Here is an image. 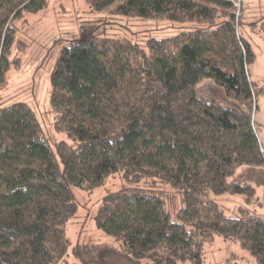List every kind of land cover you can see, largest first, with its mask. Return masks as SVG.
<instances>
[{
    "label": "trees",
    "instance_id": "trees-1",
    "mask_svg": "<svg viewBox=\"0 0 264 264\" xmlns=\"http://www.w3.org/2000/svg\"><path fill=\"white\" fill-rule=\"evenodd\" d=\"M86 1L195 25L145 43L90 36L64 44L51 103L71 143L53 146L26 102L0 103V264L63 262L67 226L80 211L75 188L93 191L115 173L123 185L106 192L95 214L114 243L78 241L75 264H204V247L216 235L264 264V216L242 208L227 216L210 197L252 200L254 186L229 177L243 165L264 166L254 119L264 85L250 78L256 54L239 30L244 0L239 15L237 0ZM47 4L0 0V90L20 64L11 59L15 22ZM259 31L264 36V21ZM205 78L238 107L198 94Z\"/></svg>",
    "mask_w": 264,
    "mask_h": 264
},
{
    "label": "rangeland",
    "instance_id": "rangeland-1",
    "mask_svg": "<svg viewBox=\"0 0 264 264\" xmlns=\"http://www.w3.org/2000/svg\"><path fill=\"white\" fill-rule=\"evenodd\" d=\"M47 6L38 12H25L22 19L15 22L18 28L17 43L11 59L18 57L19 66L12 65L7 73V82L0 90L1 105L26 102L37 116L43 134L51 144L71 139L56 126L58 110L51 103V74L62 46L72 40L90 36L129 38L140 43L152 37L167 38L189 29L192 22H177L169 18H143L119 14L115 7L92 8L86 0H47ZM240 14L241 0L236 2ZM264 21V0H244L240 33L250 43L256 54L250 64L252 81L264 85V36L259 31ZM257 23V27L253 23ZM258 28V29H256ZM198 94L208 100H217L228 107L237 108V101L228 96L224 87L211 78L202 80L196 88ZM254 119L264 152V94L258 96ZM243 180L254 186L255 195L247 201L245 194H214L215 200L227 216L239 215L242 208L246 212L264 216V166L243 165L229 181ZM123 185L120 173H115L93 191L75 188L80 211L67 226V237L71 241L65 260L59 264H75L78 260L71 249L78 242L114 243V237L96 224L95 214L101 198L108 190H116ZM204 264H258L254 255L236 241L216 235L204 247ZM179 264H190L189 262Z\"/></svg>",
    "mask_w": 264,
    "mask_h": 264
},
{
    "label": "built area",
    "instance_id": "built-area-1",
    "mask_svg": "<svg viewBox=\"0 0 264 264\" xmlns=\"http://www.w3.org/2000/svg\"><path fill=\"white\" fill-rule=\"evenodd\" d=\"M236 5H238V4L236 3Z\"/></svg>",
    "mask_w": 264,
    "mask_h": 264
}]
</instances>
